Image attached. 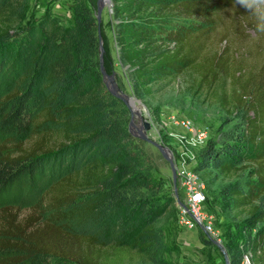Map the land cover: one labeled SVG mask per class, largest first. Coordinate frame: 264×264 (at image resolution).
Masks as SVG:
<instances>
[{
  "label": "trees",
  "instance_id": "16d2710c",
  "mask_svg": "<svg viewBox=\"0 0 264 264\" xmlns=\"http://www.w3.org/2000/svg\"><path fill=\"white\" fill-rule=\"evenodd\" d=\"M111 1L118 61L136 97L188 73L200 88L216 86L220 106L238 119L202 147L195 170L228 179L216 197L249 208L255 234L228 239L229 264L244 255L264 264V60L249 66L233 47L251 29L259 35L251 53L264 55L254 15L233 0ZM28 5L0 0V134L9 137L0 144V188L38 168L50 180L26 213L0 206V264H168L157 221L174 196L104 83L91 6L73 0L67 22L47 13L34 23L23 21ZM103 65L112 73L105 50ZM201 243L213 244L203 234Z\"/></svg>",
  "mask_w": 264,
  "mask_h": 264
},
{
  "label": "rangeland",
  "instance_id": "374dc122",
  "mask_svg": "<svg viewBox=\"0 0 264 264\" xmlns=\"http://www.w3.org/2000/svg\"><path fill=\"white\" fill-rule=\"evenodd\" d=\"M85 1L91 6L93 13L96 15L97 0ZM72 2L73 0H29L23 21L36 23L42 16L50 13L67 22V20L71 19L70 6ZM233 3H236L235 0H233ZM226 8L227 11L231 12V5H226ZM111 9L112 6L107 4L101 12L99 34L103 50H105L112 65V73L115 74L116 80L117 76H120L121 89L126 94L135 96L131 90L128 71L118 61V46L114 39L115 20ZM247 33L249 36L240 38L233 46L236 47V57L240 59L244 56L249 66L259 65L264 60V55L256 57L251 53L255 50V40L259 35H256L251 29H248ZM245 51L249 52V54H244ZM6 81L10 80L4 79L1 82V86L2 84L6 86ZM229 85V82H226V89L230 88ZM215 89L216 86L211 89L198 87L193 83L189 74L184 73L167 85L162 86L154 95L144 99L137 97L141 100L144 107L141 114L151 124V128L148 131L150 138L166 146L170 150L172 157H174V141L168 133H181V130L173 126L169 117L179 115L188 118L196 128L205 129L208 132V137L203 145L200 146L199 144L191 148L195 155H198L209 140H216L221 132L238 122L234 114H229L220 106ZM137 121L138 119L135 116V125ZM7 138L9 137L0 134V144ZM144 147L156 157V178L167 180L169 182L167 185L173 194L174 184L169 163L153 145L145 142ZM250 170V168L245 169L242 176L246 177ZM199 175L205 180L208 205L215 212L216 222L223 234V248L225 249L229 238H234L236 243H241L245 240L248 230L251 229V234H255L256 228L249 220V208L241 211L231 209L221 201V197H216L219 186L227 182L228 179L222 178L214 171H201ZM47 179L50 180V171L47 168H38L34 170L33 174L22 176L11 186L0 188V206H13L18 208L22 214L26 213L31 206L39 201L49 182ZM175 202L174 198L171 211L157 221V225L162 228L164 235L165 250L162 256L168 264H225L223 253L215 244L200 247L202 236L200 230L192 233L189 230L178 229ZM122 264H139V262L136 260L125 261Z\"/></svg>",
  "mask_w": 264,
  "mask_h": 264
},
{
  "label": "built area",
  "instance_id": "2783aa9c",
  "mask_svg": "<svg viewBox=\"0 0 264 264\" xmlns=\"http://www.w3.org/2000/svg\"><path fill=\"white\" fill-rule=\"evenodd\" d=\"M169 120L181 133L169 132L175 146L173 157L176 167V185L182 205L176 203L177 226L179 230L201 231L204 238L223 246V234L216 222L215 212L209 207L206 186L199 172L195 170L197 155L191 149L207 139V130L196 128L188 118L172 115ZM199 233V232H198ZM203 243L200 247H203ZM241 264H252L244 255Z\"/></svg>",
  "mask_w": 264,
  "mask_h": 264
},
{
  "label": "water",
  "instance_id": "95a60500",
  "mask_svg": "<svg viewBox=\"0 0 264 264\" xmlns=\"http://www.w3.org/2000/svg\"><path fill=\"white\" fill-rule=\"evenodd\" d=\"M109 1H110L109 5L112 6V1L111 0H109ZM105 5L106 4L104 3V0H97V11H96L95 17L97 20L98 27L100 26V22H101V12H102V9L104 8ZM98 34H99V29H98ZM99 51H100V54H99L100 70H101V73L103 75V80H104V83H105L107 89L114 96L119 98L129 109V112H130L129 131H130V133L134 137L139 138L142 141L147 142V143L153 145L154 147H156L157 150L159 151V153L162 155V157L169 163L172 181L174 184L173 195H174L176 202H178L179 205H182V203L179 199L177 185H176L177 174H176V167H175V163H174L172 154L166 146H164V145L160 144L159 142L153 140L148 135V131L151 128L150 122L139 111H137L133 108L134 103L142 104L141 100L135 96H131V95L126 94L121 88L118 87L117 82H116V78H115V74L114 73L109 74L105 71V68L103 65V52H104V50H103V45H102V42L100 39V34H99ZM135 116L138 119L136 125L134 124V117ZM214 244L223 253L224 259H225V264H229L227 254H226L223 246L221 244L216 243V242H214Z\"/></svg>",
  "mask_w": 264,
  "mask_h": 264
},
{
  "label": "clouds",
  "instance_id": "9594fccd",
  "mask_svg": "<svg viewBox=\"0 0 264 264\" xmlns=\"http://www.w3.org/2000/svg\"><path fill=\"white\" fill-rule=\"evenodd\" d=\"M235 2L239 7L254 15L255 30L264 33V0H235Z\"/></svg>",
  "mask_w": 264,
  "mask_h": 264
},
{
  "label": "bare ground",
  "instance_id": "6f19581e",
  "mask_svg": "<svg viewBox=\"0 0 264 264\" xmlns=\"http://www.w3.org/2000/svg\"><path fill=\"white\" fill-rule=\"evenodd\" d=\"M104 3L107 5L110 4L109 0H104ZM133 108L141 113V111L144 109L142 104L134 103Z\"/></svg>",
  "mask_w": 264,
  "mask_h": 264
},
{
  "label": "crops",
  "instance_id": "0c3cea01",
  "mask_svg": "<svg viewBox=\"0 0 264 264\" xmlns=\"http://www.w3.org/2000/svg\"><path fill=\"white\" fill-rule=\"evenodd\" d=\"M194 231H192V233H193Z\"/></svg>",
  "mask_w": 264,
  "mask_h": 264
}]
</instances>
